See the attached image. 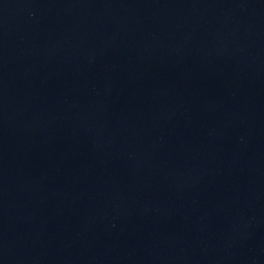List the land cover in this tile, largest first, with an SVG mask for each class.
<instances>
[{
  "label": "water",
  "instance_id": "obj_1",
  "mask_svg": "<svg viewBox=\"0 0 264 264\" xmlns=\"http://www.w3.org/2000/svg\"><path fill=\"white\" fill-rule=\"evenodd\" d=\"M0 264H264V0H0Z\"/></svg>",
  "mask_w": 264,
  "mask_h": 264
}]
</instances>
